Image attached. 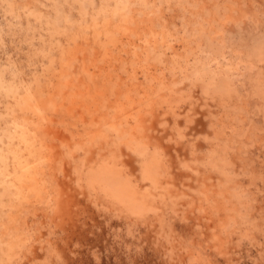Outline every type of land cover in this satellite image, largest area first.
<instances>
[{"label":"rangeland","instance_id":"obj_1","mask_svg":"<svg viewBox=\"0 0 264 264\" xmlns=\"http://www.w3.org/2000/svg\"><path fill=\"white\" fill-rule=\"evenodd\" d=\"M0 264H264V0H0Z\"/></svg>","mask_w":264,"mask_h":264},{"label":"bare ground","instance_id":"obj_2","mask_svg":"<svg viewBox=\"0 0 264 264\" xmlns=\"http://www.w3.org/2000/svg\"><path fill=\"white\" fill-rule=\"evenodd\" d=\"M261 166V165H260Z\"/></svg>","mask_w":264,"mask_h":264}]
</instances>
